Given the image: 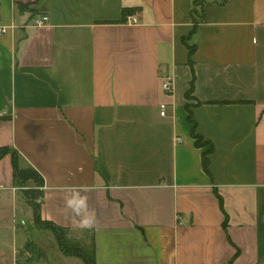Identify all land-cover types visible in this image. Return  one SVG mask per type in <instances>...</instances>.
<instances>
[{"label":"crops","instance_id":"0c3cea01","mask_svg":"<svg viewBox=\"0 0 264 264\" xmlns=\"http://www.w3.org/2000/svg\"><path fill=\"white\" fill-rule=\"evenodd\" d=\"M204 2L195 21L193 0H0V146L43 176L42 220L90 233L97 264H264V0ZM85 188L90 230L64 212ZM24 197L9 153L0 264L20 259Z\"/></svg>","mask_w":264,"mask_h":264},{"label":"rangeland","instance_id":"374dc122","mask_svg":"<svg viewBox=\"0 0 264 264\" xmlns=\"http://www.w3.org/2000/svg\"><path fill=\"white\" fill-rule=\"evenodd\" d=\"M201 2L202 0H193L192 18L195 21L201 19ZM22 193L25 195V200L30 205L32 216L29 214L20 213L18 218V232L22 239L19 240L18 257L20 262L26 260H36L38 264H62L64 253L61 250L59 242L56 239V234L42 218L37 220L36 215L41 208V188L35 180H30L26 184L19 186ZM29 194H28V193ZM35 210V212H34ZM70 237V233L68 235ZM81 242H91L92 236L90 233H74ZM12 241V234L9 231H0V251L4 247H8ZM39 256V258H38ZM38 258V259H37ZM76 262V261H73ZM78 262V261H77Z\"/></svg>","mask_w":264,"mask_h":264},{"label":"trees","instance_id":"16d2710c","mask_svg":"<svg viewBox=\"0 0 264 264\" xmlns=\"http://www.w3.org/2000/svg\"><path fill=\"white\" fill-rule=\"evenodd\" d=\"M19 9H28V5L26 4H18ZM205 7V2L202 0L201 2V17H202V12ZM137 11L136 8H124L123 9V16L122 19L120 20L121 22H126L127 17ZM192 12L194 10L192 9ZM188 38H184L183 41L185 44L189 46L190 49V54H192L195 50V46H190L187 42ZM189 120L193 123V118L191 114L189 115ZM193 137L196 140V145L197 147H203L205 145V142L203 141L202 136L198 135L195 130H193ZM11 153L13 156V164H14V174H15V183L19 187L21 185L26 184L30 180H35L40 188L44 186V178L43 176L33 167L31 166H25L21 163V158L20 155L17 151L13 150L12 148L9 147H2L0 146V160L5 157L7 154ZM209 152L204 151L203 152V167L206 172L209 173ZM28 193V192H27ZM29 194V193H28ZM41 196H42V190H41ZM41 210V208H40ZM40 210L36 215V219L39 220L41 219L40 216ZM35 212V210H34ZM49 227L52 228V230L56 234V239L59 242V245L61 247L62 252L66 256H71L78 258L81 261V264H97L96 260V244L94 241V238L92 237L91 242H81L78 239L71 238L69 237L70 230L66 228L59 227L51 222L44 221ZM39 258V256H38ZM37 258V259H38ZM17 264H38L36 260H26L25 262H17Z\"/></svg>","mask_w":264,"mask_h":264},{"label":"clouds","instance_id":"9594fccd","mask_svg":"<svg viewBox=\"0 0 264 264\" xmlns=\"http://www.w3.org/2000/svg\"><path fill=\"white\" fill-rule=\"evenodd\" d=\"M87 191V189H73L71 196L64 197V212L67 214L69 211L75 217H79L77 226L82 230L92 229L96 222L95 210H90L88 206V196L80 195V191Z\"/></svg>","mask_w":264,"mask_h":264},{"label":"built area","instance_id":"2783aa9c","mask_svg":"<svg viewBox=\"0 0 264 264\" xmlns=\"http://www.w3.org/2000/svg\"><path fill=\"white\" fill-rule=\"evenodd\" d=\"M49 20V17L47 14L41 15L39 18L36 19L35 23L37 26H44ZM6 29L4 27H0V34L5 33ZM163 89L166 93H171L172 90V84L169 79H165L163 82ZM162 112L161 114L164 116L165 115V109L166 105H162Z\"/></svg>","mask_w":264,"mask_h":264}]
</instances>
